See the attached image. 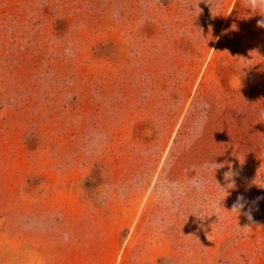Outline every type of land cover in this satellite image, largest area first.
<instances>
[{
    "label": "rangeland",
    "instance_id": "1",
    "mask_svg": "<svg viewBox=\"0 0 264 264\" xmlns=\"http://www.w3.org/2000/svg\"><path fill=\"white\" fill-rule=\"evenodd\" d=\"M260 19L243 0H0V264H264ZM210 159L209 193L234 184L219 224L191 216L202 194L156 199Z\"/></svg>",
    "mask_w": 264,
    "mask_h": 264
},
{
    "label": "clouds",
    "instance_id": "2",
    "mask_svg": "<svg viewBox=\"0 0 264 264\" xmlns=\"http://www.w3.org/2000/svg\"><path fill=\"white\" fill-rule=\"evenodd\" d=\"M243 6L247 10L248 15H258L262 17V19L258 21L257 26L259 28H264V0H243ZM190 8L193 10L190 11ZM190 8L188 9L190 15L200 14V9L197 5L193 4ZM182 34L190 39L194 38V34L191 33L187 28L183 29ZM202 39L205 40L203 37ZM107 148L108 145L105 142V134L99 132L92 133V140L88 145L89 153L98 157L103 155ZM155 152L156 149H153L150 152L140 153V155L145 159H148L150 156H154ZM222 167H224V164H217L213 159H210L198 166V169L194 176L188 177L184 180H171L166 176H162L161 180L158 182V186L154 195L159 202H162L167 206L172 202H179L181 200L187 199L190 193L202 194L206 200V203L193 201V212L191 213V216H196L199 219L203 220L207 218L206 214L211 211L213 215L218 217L219 220L218 213L220 210H224V208L222 207V202L225 199L224 197L229 194L228 190L234 187L233 183H228L225 187L219 186L218 192L209 193L210 178L213 175L215 177L216 170ZM232 176L233 172L230 168L229 171L225 173V178L226 180L230 181ZM138 179L140 181L139 185H135V182H133L132 186L129 187L130 196L142 193L143 187L150 183V169L143 175L138 177ZM261 182L264 183V177L261 178ZM104 195L108 199L117 198L110 187L104 190ZM244 208L245 202L244 198L241 196L237 198L236 203L233 205L232 210L229 213L235 215V217L237 218ZM245 215H247L249 221L252 220L250 210L248 213H245ZM219 223L220 220L217 224ZM64 239H68L67 234L65 235Z\"/></svg>",
    "mask_w": 264,
    "mask_h": 264
}]
</instances>
